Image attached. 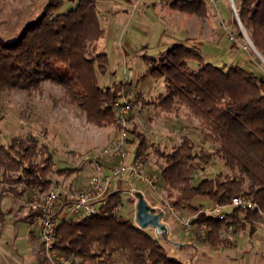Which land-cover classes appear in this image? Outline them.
I'll use <instances>...</instances> for the list:
<instances>
[{
	"label": "trees",
	"instance_id": "1",
	"mask_svg": "<svg viewBox=\"0 0 264 264\" xmlns=\"http://www.w3.org/2000/svg\"><path fill=\"white\" fill-rule=\"evenodd\" d=\"M161 1L168 8L185 13H203L206 3ZM238 15L264 57V0H238ZM103 35L97 0H45L17 36L9 40L0 36V97L5 90L30 91L38 89L41 81L49 80L62 86L68 100L76 103L89 121L98 126L113 123L112 103L120 96L125 82L104 84L98 80L97 73L105 71L107 63L106 52L98 46ZM141 56L146 65L142 76L162 78L163 89L150 98L136 91L132 102L175 115L185 108L197 119L201 139L209 146L197 149L190 135L181 134L168 148H153L161 160L149 167L146 159L152 142L157 141L137 131L133 158L158 172L159 183L168 195L175 196L176 206L185 205L196 211L193 227L198 229L205 223L203 239L208 244L228 243L218 235L228 222L233 224L234 232L245 227L253 232L254 222L263 217L256 209L233 206L219 219L200 210L205 202L195 205L192 200L204 197L208 202L224 203L243 193L264 209V76L236 62L217 64L182 41ZM215 158L221 160L225 169L213 175H199L196 183H191L198 162L208 163ZM75 169L55 167L52 150L33 133L0 141V231L5 220L3 196L27 197L31 187L43 190L57 183L52 182V172L68 174ZM122 202V192L116 190L98 213L57 221L55 246L73 264H112L118 254L126 264H195L194 248L187 259L168 251L164 223L152 234L119 210L109 212L111 205ZM171 243L180 249L191 247L190 242Z\"/></svg>",
	"mask_w": 264,
	"mask_h": 264
},
{
	"label": "rangeland",
	"instance_id": "2",
	"mask_svg": "<svg viewBox=\"0 0 264 264\" xmlns=\"http://www.w3.org/2000/svg\"><path fill=\"white\" fill-rule=\"evenodd\" d=\"M44 2L45 0H0V36L7 40L17 36L24 22L36 15ZM205 2L203 13H185L168 8L161 0H97L100 18L101 14L107 18V28H104V35L98 42V46L107 54L105 71L97 73L99 82L104 84H110L115 80L125 82L122 84V90L129 91L132 99L136 91H140L144 98L153 97L163 89V81L162 78L142 76L146 65L141 55L144 52L156 53L168 45L181 41L195 46L206 59L217 64L236 62L264 76V59L261 58L260 51L253 44L242 22L243 29L237 23L238 0ZM111 13L132 16L129 24L127 21L122 24V27L125 24L124 28L129 30L127 34L124 31L121 35L111 32L112 28L116 29L119 26L116 24L117 18L110 17ZM103 24L105 22H102ZM133 24L140 27L132 28ZM236 24L241 34L238 33ZM124 39L131 41L133 49L124 44ZM121 41L123 50L121 45L118 46ZM190 62L194 64L193 61ZM261 89L264 93V82ZM128 120L129 128H134L128 131V140L125 144L128 160L133 158L137 131L144 133L142 121H146L159 137L170 138V141L165 143L152 142L146 159L149 167L155 166L161 160L153 148L156 145L168 148L170 143L178 141L181 134L190 135L197 149L209 146L201 139L197 119L185 108L178 115L173 112L161 113L152 105L134 104L131 100ZM117 129L114 122L98 126L89 121L78 105L68 100L62 86L49 80L41 81L38 89L30 91L15 88L5 90L0 97V141L8 142L14 135L35 134L40 142L46 143L52 150L55 167H76L68 174L58 175L55 172L50 174L52 182L57 181L64 187H80L87 183L89 174L94 171V163L106 158L100 156V151L117 138ZM148 138L151 139L149 136ZM198 163L195 171L199 175H213L217 170L225 169L218 158L208 163ZM136 186V190L142 192L150 206H154L155 210L162 208L163 214L168 213L166 221L173 223L175 227L178 226L177 229L185 234L175 215L189 217L196 214V211L192 212L185 205L176 206L175 196L168 195L161 184L158 193L143 183H137ZM129 197L132 199L129 200ZM26 198L24 196L17 204L8 195L2 198L1 205L7 222L3 224L0 235V264H22V253L26 249L27 223L13 219L8 209L16 205L25 217L34 221V214L25 205ZM164 199L173 204L172 212L165 209ZM122 200L119 212L134 221L136 200L128 191L122 192ZM199 201L207 203L209 200L196 197L192 203L197 205ZM146 228L150 233H155L154 227ZM186 234L193 235L198 242L203 239L200 230L194 227ZM177 236L178 234H169L164 244L173 255L187 259L190 248L180 249L171 243L178 239ZM38 247L40 248V242ZM41 258L43 259L42 256ZM112 264L126 263L118 254L112 259Z\"/></svg>",
	"mask_w": 264,
	"mask_h": 264
},
{
	"label": "built area",
	"instance_id": "3",
	"mask_svg": "<svg viewBox=\"0 0 264 264\" xmlns=\"http://www.w3.org/2000/svg\"><path fill=\"white\" fill-rule=\"evenodd\" d=\"M212 1V0H208ZM235 15L237 12L234 8ZM132 94L127 90H121L120 96L113 101L114 123L118 128L117 138L109 145L102 147L101 157L108 156L110 163L102 166L101 160L95 162L94 171L89 174L87 183L80 187H64L54 183L47 189L40 190L31 187L28 190L25 205L34 214V221L38 226L40 252L46 264H73L64 252L55 246L54 226L57 221L65 218L89 217L98 213L107 205L110 194L117 190V184L123 179L134 183H143L158 193L160 188L159 174L155 169H147L139 159H127L125 144L128 139L129 116L131 110ZM144 133L153 141H170L168 136L159 137L152 131L146 121L141 123ZM181 130H185L181 128ZM179 140V139H178ZM199 174L192 173L191 183H196ZM136 200L133 188L127 190ZM164 207L167 211H173V204L164 199ZM238 206L243 210L256 209L257 213L264 216V209L257 206L256 202L247 194H235L224 203L207 202L201 205L200 210L208 215L223 219L230 208ZM119 205H111L109 212H117ZM175 215L176 221L182 226V230L188 233L193 228L192 218ZM201 237H205L206 225L198 226ZM218 235L226 240L234 238L233 224H223Z\"/></svg>",
	"mask_w": 264,
	"mask_h": 264
},
{
	"label": "crops",
	"instance_id": "4",
	"mask_svg": "<svg viewBox=\"0 0 264 264\" xmlns=\"http://www.w3.org/2000/svg\"><path fill=\"white\" fill-rule=\"evenodd\" d=\"M164 3V2H163ZM165 4V3H164ZM134 13V12H133ZM132 13V14H133ZM111 18L116 17L117 23L119 26L116 29H111V32L114 33H120L124 31L125 34L129 32L128 29L124 28L125 24L122 27V24L126 21L128 24L132 21V16H120L115 14H110ZM119 16V17H118ZM127 16V20L126 19ZM101 23L105 22L103 24L104 28H107V18L101 14ZM125 20V21H124ZM132 28H139L140 25L133 24L131 25ZM109 30V29H108ZM121 44H118V46L121 47L123 45V41L120 42ZM124 44L128 48H132V43L130 40L124 39ZM142 47H146L142 45ZM110 158L106 156V158L101 159L102 166L108 165V161ZM105 162V163H104ZM137 183L131 182L128 179H123L118 182L117 184V190L120 192H125L128 189H132L136 191ZM24 197V194L19 197L18 199H13V201L17 202L21 201ZM161 208V207H159ZM17 206H10L8 211L11 212L13 219L23 220L25 223H27V232H26V243H25V250L23 251L22 256V264L23 263H32V264H45L44 260L41 258L42 255H40V248L38 247L39 244V238H38V226L36 222L31 221L28 219V217L24 216L22 214V210H18ZM162 215H161V221L166 225L167 227V237L169 234L174 233L178 234L176 241L179 242H190L191 247L190 251L194 248V252H196V256L194 258V262L196 264H262L264 263V216L259 218L257 221L254 222V230L253 232H248V229L245 227L243 229L236 230L234 232V238L232 240H228L227 244L217 245L213 246L208 244L204 239L201 241H197L194 236L184 234L180 231V229L175 227L173 223L167 222L165 218L168 217V213L163 214V209L161 208ZM7 222L6 217L4 220V223ZM3 223V224H4ZM1 226V231L3 228V225ZM0 231V235H1ZM175 231V232H174ZM169 233V234H168Z\"/></svg>",
	"mask_w": 264,
	"mask_h": 264
},
{
	"label": "water",
	"instance_id": "5",
	"mask_svg": "<svg viewBox=\"0 0 264 264\" xmlns=\"http://www.w3.org/2000/svg\"><path fill=\"white\" fill-rule=\"evenodd\" d=\"M237 23L240 28L243 29V25L239 19V16H236ZM259 53V52H258ZM260 54V53H259ZM261 58L264 57L260 54ZM134 195L136 197L135 201V210H134V221L135 223L141 227L145 228L148 226H152L154 228H161L162 221H161V210H155L154 206H150L141 191H135Z\"/></svg>",
	"mask_w": 264,
	"mask_h": 264
}]
</instances>
